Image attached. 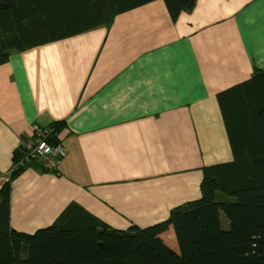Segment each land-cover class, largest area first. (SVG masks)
Instances as JSON below:
<instances>
[{
	"label": "crops",
	"instance_id": "obj_1",
	"mask_svg": "<svg viewBox=\"0 0 264 264\" xmlns=\"http://www.w3.org/2000/svg\"><path fill=\"white\" fill-rule=\"evenodd\" d=\"M255 68L264 0H197L176 20L153 0L11 53L0 64V187L37 126L64 121L67 148L57 173L31 166L13 180L11 225L49 226L70 202L120 233L165 220L201 194L204 167L233 159L217 95Z\"/></svg>",
	"mask_w": 264,
	"mask_h": 264
},
{
	"label": "trees",
	"instance_id": "obj_2",
	"mask_svg": "<svg viewBox=\"0 0 264 264\" xmlns=\"http://www.w3.org/2000/svg\"><path fill=\"white\" fill-rule=\"evenodd\" d=\"M150 1L0 0V64L13 52L108 27L118 13ZM164 2L176 20L197 0ZM217 98L233 159L204 167L200 197L134 233L113 231L77 202L33 234L16 230L10 222L13 180L31 165L48 171L30 161L23 144L16 147L0 187V264H264V70L255 68L249 79ZM64 127V121L55 120L36 128L55 144ZM33 135L37 132L22 139ZM170 227L177 248L162 237ZM142 246L145 261L139 259Z\"/></svg>",
	"mask_w": 264,
	"mask_h": 264
},
{
	"label": "built area",
	"instance_id": "obj_3",
	"mask_svg": "<svg viewBox=\"0 0 264 264\" xmlns=\"http://www.w3.org/2000/svg\"><path fill=\"white\" fill-rule=\"evenodd\" d=\"M37 131L38 138L35 140L30 141L27 144V147L31 151V156H37L39 157L44 164L47 162V160L52 163V166H55V162L58 158L65 156V151L60 146H53L51 145L43 135V132L35 128ZM41 139V141H38ZM53 161V162H52Z\"/></svg>",
	"mask_w": 264,
	"mask_h": 264
},
{
	"label": "rangeland",
	"instance_id": "obj_4",
	"mask_svg": "<svg viewBox=\"0 0 264 264\" xmlns=\"http://www.w3.org/2000/svg\"><path fill=\"white\" fill-rule=\"evenodd\" d=\"M34 47V46H33ZM32 47H30L29 49H31ZM20 52H22V51H20ZM258 69H261V68H258ZM254 71V70H253ZM253 73V72H252ZM252 75V74H251ZM251 75H250V77H251ZM249 77V78H250ZM249 78H247V79H249ZM246 79V80H247ZM243 81H245V80H243ZM242 82V81H241ZM238 83H240V82H238ZM238 83H236V84H238ZM236 84H234V85H236ZM234 85H232V86H234ZM232 86H230V87H232ZM229 87V88H230ZM228 88H226V89H224V90H227ZM224 90H222V91H224ZM221 91V92H222ZM220 93V92H219ZM218 99V98H217ZM227 108V107H226ZM228 109V108H227ZM220 110H221V107H220ZM221 114H222V118H223V121H224V124H225V120H224V115H223V112H222V110H221ZM225 128H226V126H225ZM35 132L37 131L36 129L34 130ZM226 133H227V131H226ZM30 136H32V135H30ZM227 136H228V133H227ZM38 138V136L37 135H33V138L32 137H30V139H28V140H23V139H21V142H20V144H23L24 145V147L25 148H27V152H28V156L30 157V161H33V159H35L37 162H40L42 165H44L43 167H45V168H47L48 169V171H52V172H54V169L55 168H57V163H58V161L61 159V158H63V157H61V158H58L57 159V161L55 162V166H52V163H50L48 160H47V162L44 164V162L39 158V157H37V156H31V151H30V149L27 147V144L30 142V141H32V140H36ZM46 139V138H45ZM228 139H229V137H228ZM47 140V139H46ZM38 141H41V139H39ZM51 145H53V146H60V147H62L63 148V150L65 151V156H66V154H67V148L65 147V145L62 143V142H60V141H58L57 143H55V144H53L52 142H50L49 140H47ZM230 142V141H229ZM19 144V145H20ZM230 148H231V151H232V147H231V143H230ZM232 155H233V152H232ZM53 162V161H52ZM223 163V162H222ZM220 164V163H219ZM31 166H33V165H31ZM37 168V167H36ZM55 170H57V169H55ZM202 181V180H201ZM201 184V183H200ZM198 197H200V195L199 196H197L196 198H198ZM194 199V198H193ZM187 202V201H186ZM178 206V205H177ZM48 226V225H47ZM46 227V226H45ZM41 228H44V227H41ZM41 228H38V229H35L34 231H32V232H25V233H30V234H33L34 232H36L37 230H39V229H41ZM17 230V229H16ZM20 231V230H19ZM22 232H24V231H22ZM163 237V236H162ZM171 237H172V239L174 238V240H175V242H176V238H175V235H171ZM166 238H170V235L168 234V235H166ZM172 239H169V240H172ZM177 244V243H176ZM139 259L140 260H142V259H147V249H146V247L145 246H142V248H141V251H140V256H139Z\"/></svg>",
	"mask_w": 264,
	"mask_h": 264
}]
</instances>
